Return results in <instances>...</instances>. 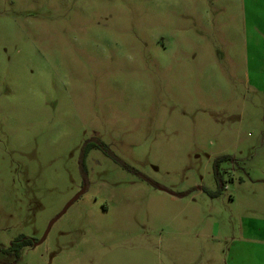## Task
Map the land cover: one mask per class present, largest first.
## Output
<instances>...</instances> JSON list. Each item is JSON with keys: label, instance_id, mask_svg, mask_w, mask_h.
Returning <instances> with one entry per match:
<instances>
[{"label": "rangeland", "instance_id": "obj_1", "mask_svg": "<svg viewBox=\"0 0 264 264\" xmlns=\"http://www.w3.org/2000/svg\"><path fill=\"white\" fill-rule=\"evenodd\" d=\"M256 249L264 0H0V264Z\"/></svg>", "mask_w": 264, "mask_h": 264}, {"label": "trees", "instance_id": "obj_2", "mask_svg": "<svg viewBox=\"0 0 264 264\" xmlns=\"http://www.w3.org/2000/svg\"><path fill=\"white\" fill-rule=\"evenodd\" d=\"M85 147H86V149L84 151V155L86 156L88 150L92 146H88L87 145ZM82 172H83L84 178H86L87 174H86V170H85L83 165H82ZM34 243H35V239L34 238L27 237V236H20L17 239L13 240L8 248H2V251L4 253H8V254H13L14 253L16 255V257L19 258L20 255H21L22 248L25 247V246L33 245Z\"/></svg>", "mask_w": 264, "mask_h": 264}, {"label": "crops", "instance_id": "obj_3", "mask_svg": "<svg viewBox=\"0 0 264 264\" xmlns=\"http://www.w3.org/2000/svg\"><path fill=\"white\" fill-rule=\"evenodd\" d=\"M252 245H253V244H252ZM242 252H243V249H242V251H241V254H242ZM249 253H250V252H249ZM255 253H256V255L254 254L253 250H252V252L250 253L253 259H254V257H255V258H257L258 260H259V259H263V260H264V252H261V251H259V250L256 249ZM241 254H239V256H240ZM260 256H261V258H260Z\"/></svg>", "mask_w": 264, "mask_h": 264}, {"label": "water", "instance_id": "obj_4", "mask_svg": "<svg viewBox=\"0 0 264 264\" xmlns=\"http://www.w3.org/2000/svg\"><path fill=\"white\" fill-rule=\"evenodd\" d=\"M82 192H84V190L82 191ZM80 195V194H79ZM79 195H77L69 204H68V206L64 209V211L61 213V214H63L66 210H67V208L79 197ZM55 222V220L52 222V223H54ZM52 225V224H51Z\"/></svg>", "mask_w": 264, "mask_h": 264}]
</instances>
